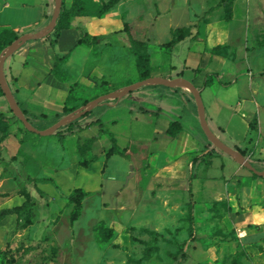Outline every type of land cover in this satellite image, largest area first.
<instances>
[{"label":"rangeland","instance_id":"obj_1","mask_svg":"<svg viewBox=\"0 0 264 264\" xmlns=\"http://www.w3.org/2000/svg\"><path fill=\"white\" fill-rule=\"evenodd\" d=\"M6 1L11 6L3 8L0 0V24L17 26L19 37L40 31L32 25L41 13L35 0ZM20 3L29 6L23 9ZM85 3L93 13L101 14L111 0ZM65 4L69 6L70 1L65 0ZM206 15L217 32L230 30L240 48L243 59L233 65L237 71L229 73L230 79L238 80L237 87L245 86L244 93L239 91L241 95L248 92L247 84L252 88L245 97L248 107L238 106L236 90L227 95L218 91L219 81L214 76L209 80L214 86L202 92L207 121L222 142L244 150L249 162L263 171L264 78L257 77L264 75L260 61L264 46L256 49L257 44H253L256 48H251L245 58V45L252 35L255 42L263 38L264 0H236L230 21L225 19L221 0H127L118 8L121 23L126 22L135 37L148 42L146 50L152 55L154 73L165 72L175 61L169 47L163 45L173 38L172 31L190 25L201 30ZM8 29L0 26V32ZM121 36L127 38L129 34L119 36L114 32L103 40L113 45L109 42L105 46L98 40L90 44L92 58L86 67L82 64L88 46L74 53L69 66L70 84L78 83L73 98L94 100L144 80L132 49L123 57L124 49L111 48L119 46ZM42 40H28L14 55L15 60L26 55L29 45ZM2 48L0 44V57ZM228 48L225 52L234 57L235 51ZM55 51L64 53L60 48ZM190 63L196 70L187 71L185 77L196 76L195 83L201 87L210 69L207 64ZM251 73L255 77L249 79ZM88 74L97 85L81 78ZM7 75L12 86L8 71ZM43 84L41 96L56 101L61 98L58 91ZM15 96L21 101L19 94ZM224 99L239 112L231 116L224 110L217 102ZM188 100L197 112L192 93L146 84L121 98L104 100L79 118L77 125L83 130L67 136H43L29 131L18 117H9L10 139L8 144L0 142V209L21 205L26 199L20 193L24 187L31 190L35 205L22 211L19 223L17 214L0 221V264H264V177L214 146L198 115L193 117L188 112ZM47 108L51 109L47 116L34 118L28 114L37 130L54 125L55 108L49 104ZM242 110L247 111L245 117ZM0 113H14L2 95ZM179 113L186 118L184 142L174 140L165 130L167 122L176 120ZM215 121L223 128L219 129ZM249 123L251 130L246 138ZM93 137L96 139L87 141ZM112 137L121 154H109ZM79 144L84 156L78 152ZM209 146L215 148L212 153L192 164ZM191 173L197 175L192 180L194 240H190L188 222ZM78 188L84 192L82 209L73 220L70 195Z\"/></svg>","mask_w":264,"mask_h":264},{"label":"crops","instance_id":"obj_2","mask_svg":"<svg viewBox=\"0 0 264 264\" xmlns=\"http://www.w3.org/2000/svg\"><path fill=\"white\" fill-rule=\"evenodd\" d=\"M35 1H36L37 6L40 7L41 13L39 14V16L37 17V19L32 25L35 27V30L38 29L42 31L48 26V24L50 23L52 19L54 9H55V4H54L55 0H35ZM69 1H70V4L67 7H70L73 2V0H69ZM126 1L127 0H120L119 3L115 5V7H113L106 13H104L102 16H97L86 5L85 0H83L84 7L85 9H87L88 12L85 15L72 17L70 20L69 28L62 30L60 36L56 39L54 43H53V38L43 37L45 40L34 42L33 44L29 45L28 46L29 48L26 51V55L23 58L18 59L16 61L14 55L21 48L26 46L25 44L26 42H25L24 43L25 45L24 44L21 45L11 56H9L6 59L5 64H4V73H5L6 80L14 96H15V93L20 95L21 101H19L16 96L15 98L17 102L20 103L19 106L22 108V110L23 109L26 110V117L28 119H29L28 114L34 118H37L38 116H41V115L47 116L49 114L48 110L50 109V108H47V104H49L55 108L54 110L56 112V116H55L56 119L53 121L52 124H56L59 120H61L62 118H64L65 116L71 113H74L80 110L84 105H86L85 104L86 102H89L90 100H92V99L82 100L80 98H73L74 87H75V84H78V83L70 84L71 76H69V70H70L69 66L72 63L74 53L83 45H87L88 52H87V56L85 57V62L82 65L86 67L87 63L92 58V55H91L92 46H89L87 43L78 42L82 34L83 35L87 34L91 37L96 36L98 38L97 40L99 44H105V46H108L109 42L112 45H113V42H111L110 40L108 41H103V40L106 39V37H109L110 34L116 32L120 36L123 34V32H128L129 37L123 38V36H121V39L119 38L120 43L118 42L119 43L118 47L116 46L111 47L113 49H117V48L124 49V51L122 52L123 57L129 56L127 54L132 52L131 51L132 49L131 39L145 42L149 48L148 42L145 40V38L140 40L137 37H135L132 33V28H130L129 25H128L129 30L125 31L124 27H125V24L127 23L125 22L124 25L121 23L122 20L120 18L122 17L118 16V8L120 6H123V4L126 3ZM235 1L233 3V8H234ZM2 3H3V8L5 9L6 8L8 9L11 6V3L9 1L2 0ZM19 6H21L23 9H26L28 8L29 5H26L25 3H20ZM205 18H206L207 24L205 22V26H203L201 30L200 28L195 27L194 25L192 26L190 25L188 27H178L172 31L173 38L169 40L168 42L164 43L163 45H166L167 43H169L170 41L174 39H178L174 43L173 46L169 47L170 56L172 58V61L173 59H175V61H173V64H171L169 67L165 68V72L154 73L155 69H153L152 55L149 52L150 76L151 77H162L168 80L184 79L190 82L191 84H193L201 92V96H202V92L206 91L207 88L210 89L211 87L214 86L213 84L205 85V81L212 80L215 76L217 81H219L218 86H216V88L218 87V91L226 93L227 95L232 90H236L235 92L238 95L237 97L238 106L244 105L245 107H248L249 102L246 100L245 97L250 95V93H252V88H249L247 84L246 86H247L248 92L246 93V95L245 94L241 95V92L244 93V91H246L245 86L244 87L235 86L237 85L238 80L236 78H235L236 81L234 80V78L230 79L232 75L229 74V73H233L237 71V68H233V67L239 65L241 60L243 59L241 57V53L239 52L240 48L236 45L230 33V30H227L226 32H223V33L217 32L216 30H214L212 23L209 20L208 15H206ZM0 26L8 27L17 33L21 32L17 26L10 27L6 23H2L0 24ZM179 28H185V31L181 34L182 37L180 39L178 38L179 33H177V30ZM247 28L250 32L251 30L250 24L247 26ZM201 31H202V35H201ZM248 36H250V34ZM263 36H264V32H263ZM262 41H263V38L260 41L255 42L254 35L251 36V42H250V39H247L246 45H245V49L247 50V52H245V58L249 56V50L251 48H254L255 44H257V47H258V48L256 47L255 48L259 49L260 48L259 46H261L260 43ZM217 46H222V49L220 50L219 53L215 52L214 50V48ZM227 47H229L228 50L232 49L233 51H235L234 57L232 56V54L231 55L229 54L230 52L228 53L225 52L224 49L225 48L227 49ZM59 48L64 51V53L61 55L59 54V51L57 52L55 51V49H59ZM130 56L133 57V54H131ZM135 57H136V63H137V56L135 55ZM261 59H262L260 60L261 65L264 68V57H262ZM231 60H233L232 63H231ZM238 61H239V64H238ZM114 62H115V59H114ZM190 62H194V64H197V66H200L202 63L207 64V68L210 69L208 76L206 77V79L203 81V84L201 85L203 89H201L199 85H196L195 83L196 76L194 79L191 77H185V74L187 71L193 72V70H196L194 65H192V63ZM229 63H231V65L229 66L230 69H227L228 71H226L225 69L227 67V64ZM16 66H18L19 69H17ZM7 71L10 74V79L13 80L12 81L13 87L9 83ZM38 75H41V78L38 77ZM251 77H255V76L252 75L251 73V76L249 75V79ZM81 78H84L85 82L88 84L92 83L94 85H97L95 82H93L90 79L89 74L87 76L82 75ZM257 78H264V75L257 77ZM45 82L48 84L49 90L50 88H53L55 89V91H58L59 94H61V98L58 99V101L51 100V99L50 101L47 97L41 96L39 94V90L45 86L43 84ZM123 89H120V90H123ZM181 89L182 91L192 93L188 89H185V88H181ZM239 91L241 92L239 93ZM226 95L225 97L227 98ZM98 96L99 95H96L94 98ZM82 102H84L83 106L81 105ZM217 102L221 103V107H223L224 110L229 111L231 113V116H234L236 113L239 112L237 110H233V107L229 105V103L231 104V101H229L228 103V101L224 99L220 101L218 100ZM191 103H192L191 100H188V103L186 104L190 109L188 112L191 113L193 117L195 115H198L199 117L198 110L196 112L194 107L190 105ZM245 112L247 111L242 110V117H245V114H246ZM176 116H177L176 120H171L167 122V124L165 125V130L167 134L174 140L179 141V142H182V141L184 142L185 140L183 139V133L186 130V128L184 127L186 118L183 119L184 114H180V113L177 114ZM79 118L75 120L79 121ZM172 122H178L181 125L180 130L177 131V133L174 136L168 133V129ZM215 123L217 124L219 129L223 128L222 124L218 123L217 121H215ZM90 124L93 125L94 122ZM91 125L88 124V126H91ZM250 130L251 128H250V123H249L246 138L249 136L248 134ZM8 136L9 135H7V137ZM7 137L4 139L6 144H8V140L10 139L9 137L8 138ZM235 146L240 147L241 145L235 144ZM209 147L210 148L207 149V152L210 151L212 153L211 150L215 148L212 146H209Z\"/></svg>","mask_w":264,"mask_h":264},{"label":"trees","instance_id":"obj_3","mask_svg":"<svg viewBox=\"0 0 264 264\" xmlns=\"http://www.w3.org/2000/svg\"><path fill=\"white\" fill-rule=\"evenodd\" d=\"M120 0H111L110 4H107L104 6V11L101 14H96L97 16H102L104 13L115 7L119 3ZM235 0H221V3H224L225 5V10H226V16L225 19L226 21H230L233 18V3ZM62 8L60 15L58 17L56 26L54 30L45 36V38H53V43L56 41V39L60 36L62 30L69 28L70 26V20L74 16H80V15H85L88 11L84 7V2L83 0H73L72 5L70 7H67L65 4V0H62ZM125 31L129 30L128 24H125L124 27ZM185 28H179L177 30V33L184 32ZM182 36L179 35V39ZM19 38V35L12 29H8V31L3 30L0 32V44L3 46L2 51L5 50L9 45H11L16 39ZM96 36H89V35H81L80 39L78 40L79 43H87L88 45L94 43L97 41ZM178 39H174L170 41L169 43L166 44L167 47H171L174 45V43ZM132 41V51L135 53L137 56V66L140 72L142 73V78L146 79L150 77V67H149V62H150V55L146 50V43L142 41H137L134 39H131ZM261 45L264 46V36H263V41L260 43ZM222 49V46H217L214 48L215 52L219 53L220 50ZM205 85H209V80L205 81ZM0 95L5 96L4 92L0 88ZM19 103V102H18ZM86 102L85 104H87ZM20 105V103H19ZM24 113L26 115V110H24ZM0 117L3 118L0 122V142L3 141L7 135H8V127H9V117H13L15 119H18L17 116L13 113L12 116H8L5 113H0ZM207 118V116H206ZM78 120H75L71 123H68L66 125L61 126L57 131L54 133V135H59V136H67L69 134H74L75 131L80 132L83 127L78 126L77 130L75 128L77 127ZM91 125V124H89ZM181 128L180 123L178 122H172L170 124V127L168 129V133L172 136H174L177 131H179ZM69 133V134H68ZM96 138H90L87 141L90 140H95ZM82 144H79L78 146V152L81 156H84V153L82 152ZM239 152H241L244 156H246V153L244 150L238 148ZM109 154H121L118 146H117V140L115 137H112V147L109 151ZM211 152L208 151L204 153L203 155H200L199 157L195 158L192 162V164L195 161H199L206 155H210ZM84 166H87V159L84 160L83 162ZM197 177L196 174L191 173L189 176L190 183H189V195H190V202H189V217H188V222H189V234H190V240H194V235H195V230H196V221H195V214H194V201H193V186H192V180ZM34 180V179H33ZM20 193L22 196H24L26 199L25 201L19 205L15 206L13 208H4L0 209V221L3 220L5 217L11 214H17L18 216V223H19V215L22 213L24 210H31L33 206L35 205V200L33 198L32 192L28 187H24L20 190ZM84 192L82 189L78 188L76 189L71 195L70 198L74 204V210L71 215V218L74 220L78 218L80 215L81 209H82V199H83ZM31 220L28 218L27 223H31ZM17 223V224H18ZM183 258L185 257V253L182 252L181 255ZM175 259H177V255H173ZM179 264V262H178Z\"/></svg>","mask_w":264,"mask_h":264},{"label":"water","instance_id":"obj_4","mask_svg":"<svg viewBox=\"0 0 264 264\" xmlns=\"http://www.w3.org/2000/svg\"><path fill=\"white\" fill-rule=\"evenodd\" d=\"M62 3H63L62 0H55V9H54L52 19L45 29H43L42 31L33 33V34H24V35L20 36L11 45H9L6 50H4L2 56L0 57V87H1L2 91L4 92L5 97L7 98L12 110L14 111V114L19 118V120H21V122L24 124V126L29 131L38 133V134L43 135V136L52 135L61 126L66 125V124L74 121L75 119L81 117L82 115H84L87 112H90L95 106H97L99 103L103 102L104 100H106L108 98H114V97L121 98V97L129 94L130 92L138 89L139 87L146 85V84L152 83V84H161V85H165V86L172 87V88H185V89L190 90L194 94V96L196 98L197 106H198V112H199L201 126H202L205 134L208 136V138L214 144V146L225 151V152H227V153H229V154H232L233 156L236 157V159L239 158L241 160V162L243 164H245L251 171H253L254 173H256L259 176L264 177V170L263 171L257 170L241 152H239L238 150H235L234 148L226 145L224 142H222L214 134V132L211 130L209 123L207 121V118H206V109H205V106L203 103L201 92L193 84H191L190 82H188L184 79L168 80V79H164V78H160V77H149V78L144 79L138 83L130 85L123 90L116 91V92L109 93L107 95H103L101 97H98V98L88 102L80 110L65 116L64 118L59 120L53 126L47 128L45 130H37L31 124L29 119L26 117L24 111L19 106L11 88L9 87L8 82L6 80V77H5V73H4V64H5L6 59L9 56H11L25 42H27L28 40H31V39L43 38V37L47 36L48 34H50L54 30L56 23H57V20H58V17H59L60 12H61Z\"/></svg>","mask_w":264,"mask_h":264}]
</instances>
